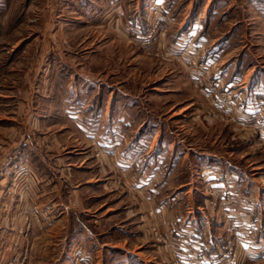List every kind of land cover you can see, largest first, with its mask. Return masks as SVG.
Instances as JSON below:
<instances>
[{"label": "rangeland", "instance_id": "rangeland-1", "mask_svg": "<svg viewBox=\"0 0 264 264\" xmlns=\"http://www.w3.org/2000/svg\"><path fill=\"white\" fill-rule=\"evenodd\" d=\"M152 1L0 0V264H264V0Z\"/></svg>", "mask_w": 264, "mask_h": 264}, {"label": "crops", "instance_id": "crops-1", "mask_svg": "<svg viewBox=\"0 0 264 264\" xmlns=\"http://www.w3.org/2000/svg\"><path fill=\"white\" fill-rule=\"evenodd\" d=\"M155 1L156 0L152 1L150 4L151 5H154L156 3ZM171 4H172V2H171ZM177 12L178 11L175 10V13H177ZM137 13H144V12L139 10V11H137ZM188 13L189 14L191 13L190 12V8H189ZM198 17H199V15L197 16V18H193V19L194 20L195 19H198ZM189 18L191 19L192 17L190 16ZM194 24H195L194 22H193V24L191 22V24L189 25L188 30L181 31L178 34L179 35H182L183 38H185L187 36H190L191 34H194L196 31L195 32L194 31H191V30H194L195 29V27H193ZM184 34H187V35L186 36H183ZM200 38L203 39L202 33H201ZM221 63H224V62H221ZM242 82H243V85H241V87H239V88H243L242 90L245 93L247 92V90L250 92L252 90V87H251L252 84L246 83V81L244 82V80ZM229 84L230 85L231 84L234 85L236 83L232 82V83H229ZM248 109H249V111L255 110L254 108H251V109L248 108ZM159 130L160 129H155V131L153 132V135H152V138L151 139H149L150 138L149 136H146L144 138L143 133H141V135L138 136V137H135L134 136L133 137L134 141H132V144H134L135 146H137V150L141 146L142 147L143 146H149L150 147V144H151L153 146V149H152L151 155H149V157H150L151 160H149L148 162L154 163V160H157V162H156L157 168L160 171L162 169L161 167H158V166H161V164H162L161 161H160L161 158H162V152L160 150L162 148V142H164V141H162L163 139H161V132ZM114 131H116V129H112V128L109 129V127L107 126L104 129V132H105V134L103 136L104 140H108V142H110L111 144H113V143H115V144H121V138L124 137V134H120L119 136H115V135H112ZM120 132H122V131H120ZM142 138H144V139H142ZM176 146L182 148L181 142H179L178 140H176L174 138H173V140H170L168 142V146H167L168 147V155H167V158L165 159V161H167V162H165V163H167L166 171H165L166 174L163 176V177H165L166 180H170L171 177L173 176L172 175L173 174V170L170 167L175 164V161L177 160L178 155L184 153V156H185V154H186L185 151H183L181 153L178 152L177 149H176ZM139 156H140V154H136L134 157L137 158V160H138ZM199 156H200V157H198L200 159L199 160L200 161L199 164H200V166L202 165V167H200V174H203V173L206 174V176L204 175V178H209V177L216 178L217 177L216 175L218 174V170L212 169V168H214V165L213 164H208V163H210V162H208L209 160L210 161H213V159H214L213 156H210V155H207V156L206 155L205 156L199 155ZM139 161H141V159ZM214 161L218 162V159H214ZM216 162H214V163H216ZM204 164L207 167L206 166L204 167L206 169V171L203 172V165ZM215 169H217V167ZM154 170H156V169H154ZM151 173H152V171H151ZM156 173H157V171H156ZM152 176L155 177L154 174H152ZM156 176L159 177V175H156ZM175 195H177V194H175ZM187 209H188V211H185L184 217L182 218V223L179 224V228L176 229L175 236L173 237V249L172 250L175 251L176 249H179L180 248V249H183L186 252V254L190 255V254L193 253L191 250H193L196 247L195 241H197L198 239L200 240L202 238H203V240L206 239V237H204V231L207 232L209 230L208 228H210V226H209V224H207V220L204 218V216L201 214V212L199 210H196V211H194L195 213H193V211L191 210V208H187ZM168 215L170 216V219L172 220L173 219L172 213H168ZM184 232H188V234L191 235V238L189 240L183 238L182 234ZM211 232L212 231H210V233ZM214 237L217 239V236H214ZM91 241H92V239H91ZM209 242H211L210 244H214L215 241L209 239ZM91 246H93L94 248H97L98 247L97 243H95V242H93L91 244ZM124 252L125 253H129L130 251L125 249ZM138 253H140V252H138ZM138 253L137 254H131L129 256V258H128V256H126L125 258H127L126 260L129 259V260H133L135 263L136 262L138 263V261H140L141 258H142V257H140V255H138ZM157 264H159V263H157ZM160 264H163V263H160Z\"/></svg>", "mask_w": 264, "mask_h": 264}, {"label": "built area", "instance_id": "built-area-1", "mask_svg": "<svg viewBox=\"0 0 264 264\" xmlns=\"http://www.w3.org/2000/svg\"><path fill=\"white\" fill-rule=\"evenodd\" d=\"M260 108L263 109V106L260 105ZM255 116L254 115H249L248 120H254ZM263 128V127H262ZM207 246L203 245V243L199 246V248L194 251L192 254L188 255L186 253H182L179 256V258H176V264H203V260L206 259V255L203 252V249H205ZM184 257L186 259H184Z\"/></svg>", "mask_w": 264, "mask_h": 264}]
</instances>
